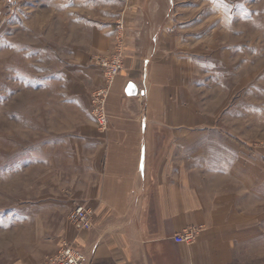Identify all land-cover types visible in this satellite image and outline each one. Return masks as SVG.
I'll list each match as a JSON object with an SVG mask.
<instances>
[{
    "label": "rangeland",
    "instance_id": "obj_1",
    "mask_svg": "<svg viewBox=\"0 0 264 264\" xmlns=\"http://www.w3.org/2000/svg\"><path fill=\"white\" fill-rule=\"evenodd\" d=\"M151 2L155 18L170 20L162 43L178 58L187 103L203 119L207 112L210 139L230 142L226 155H239L242 171L256 165L264 214V0ZM126 6L0 0V264L42 263L59 220L71 227L73 145L82 123L96 118L93 96L101 89L84 79L95 75L92 62L109 58L92 51L100 31L113 33L116 52L123 47L117 20ZM257 231L260 255L264 226Z\"/></svg>",
    "mask_w": 264,
    "mask_h": 264
},
{
    "label": "crops",
    "instance_id": "obj_2",
    "mask_svg": "<svg viewBox=\"0 0 264 264\" xmlns=\"http://www.w3.org/2000/svg\"><path fill=\"white\" fill-rule=\"evenodd\" d=\"M152 9L151 0H127L116 36L124 37V66L110 86L107 124L89 115L73 145L71 201L91 209V226L78 230L68 218L65 230L60 219L44 261L65 238L86 264H257L264 214L256 165L242 171L240 156L226 155L233 145L210 139L207 112L203 119L187 103L178 58L162 43L170 20L163 24ZM98 37L93 53L112 56L113 33ZM91 64L95 75L84 80L103 88L100 66ZM130 82L135 95L126 92ZM190 230L193 243L175 240Z\"/></svg>",
    "mask_w": 264,
    "mask_h": 264
},
{
    "label": "built area",
    "instance_id": "obj_3",
    "mask_svg": "<svg viewBox=\"0 0 264 264\" xmlns=\"http://www.w3.org/2000/svg\"><path fill=\"white\" fill-rule=\"evenodd\" d=\"M98 64L105 70V76L107 80L108 88H101L94 93L93 104L94 111L97 120L106 126L107 115L105 111L106 98L108 97L109 87L115 80V77L121 72L123 68V50L119 47L116 54L109 58L97 59ZM91 209L83 206L77 205L72 209L69 215V220L72 225L78 230H85L91 226ZM196 238V232L193 230L185 231L182 234L176 235L175 240L180 243L191 244ZM87 257L85 253L74 247L68 242L62 243L57 252L50 256L48 259L40 264H86ZM264 264V261L258 263Z\"/></svg>",
    "mask_w": 264,
    "mask_h": 264
},
{
    "label": "water",
    "instance_id": "obj_4",
    "mask_svg": "<svg viewBox=\"0 0 264 264\" xmlns=\"http://www.w3.org/2000/svg\"><path fill=\"white\" fill-rule=\"evenodd\" d=\"M126 92H127L128 95H135V94L138 93V88L133 82H130L128 84Z\"/></svg>",
    "mask_w": 264,
    "mask_h": 264
}]
</instances>
